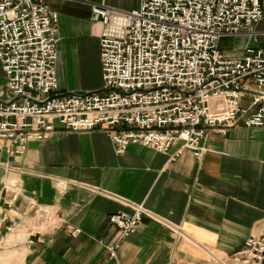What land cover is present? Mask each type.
Wrapping results in <instances>:
<instances>
[{
    "label": "crops",
    "instance_id": "obj_1",
    "mask_svg": "<svg viewBox=\"0 0 264 264\" xmlns=\"http://www.w3.org/2000/svg\"><path fill=\"white\" fill-rule=\"evenodd\" d=\"M35 2L53 15V93L95 90L98 25L86 21L87 6L126 10L135 0ZM257 7L251 41L223 38L232 50L226 54L259 48L264 60V0ZM174 146L157 153L125 144L112 154L96 130L52 128L18 155L0 154V264H251L227 254L264 217V129L206 130L193 156L179 150L166 160ZM132 207L140 214L103 257L101 246L113 238L104 217ZM39 213L46 224L35 222Z\"/></svg>",
    "mask_w": 264,
    "mask_h": 264
},
{
    "label": "built area",
    "instance_id": "obj_2",
    "mask_svg": "<svg viewBox=\"0 0 264 264\" xmlns=\"http://www.w3.org/2000/svg\"><path fill=\"white\" fill-rule=\"evenodd\" d=\"M257 18V0H135L126 10L88 5L86 21L98 25L97 88L55 94L52 13L35 0H0V154L16 156L24 143L55 128L96 130L112 154L125 144L163 153L175 143L169 160L179 150L193 156L206 130L220 134L232 124L264 129L263 50L213 49L219 38L251 41L248 28ZM239 96L244 104L236 107ZM139 214L132 207L127 215L104 217L113 238L101 246L103 257ZM46 220L35 215V222ZM227 258L263 264L264 217Z\"/></svg>",
    "mask_w": 264,
    "mask_h": 264
},
{
    "label": "rangeland",
    "instance_id": "obj_3",
    "mask_svg": "<svg viewBox=\"0 0 264 264\" xmlns=\"http://www.w3.org/2000/svg\"><path fill=\"white\" fill-rule=\"evenodd\" d=\"M213 49L219 53H226L228 51L232 52V50L230 49V43L228 42V40L223 38H219L214 42Z\"/></svg>",
    "mask_w": 264,
    "mask_h": 264
}]
</instances>
